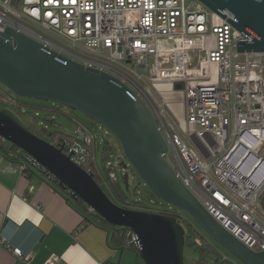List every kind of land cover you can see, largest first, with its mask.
Masks as SVG:
<instances>
[{"label":"built area","instance_id":"obj_1","mask_svg":"<svg viewBox=\"0 0 264 264\" xmlns=\"http://www.w3.org/2000/svg\"><path fill=\"white\" fill-rule=\"evenodd\" d=\"M209 11L198 0H0V31L15 30L131 88L153 115L167 146L162 155L177 178L227 232L264 253V217L257 214L264 198V53L241 52L253 33H241ZM177 94L184 113L180 130L190 145L171 120ZM0 102L22 111L11 93L0 92ZM103 132L105 139L109 132ZM51 144H64L72 162L104 179L96 130L77 123L69 139ZM17 156L45 172L23 151ZM116 160L126 162L124 156ZM117 162L107 169L116 182ZM124 206L175 216L155 205ZM129 236L126 246L139 253L138 237ZM193 241L204 245L197 235ZM13 254L31 261L19 249ZM204 264L238 263L217 251L216 260Z\"/></svg>","mask_w":264,"mask_h":264},{"label":"water","instance_id":"obj_2","mask_svg":"<svg viewBox=\"0 0 264 264\" xmlns=\"http://www.w3.org/2000/svg\"><path fill=\"white\" fill-rule=\"evenodd\" d=\"M198 1L237 31L253 33V43L240 44L241 52L264 53V0ZM0 85L16 97L65 106L99 123L118 138L126 161L161 202L189 215L239 263L264 264V253L252 251L227 232L177 178L162 155L167 146L153 115L126 84L7 29L0 31ZM0 139L27 154L62 190L107 223L130 229L139 239L145 264H186V230L176 216L115 204L92 175L64 154V144L54 146L40 138L8 109L0 110ZM128 163L120 164L123 171ZM122 181L130 192L128 173Z\"/></svg>","mask_w":264,"mask_h":264},{"label":"crops","instance_id":"obj_3","mask_svg":"<svg viewBox=\"0 0 264 264\" xmlns=\"http://www.w3.org/2000/svg\"><path fill=\"white\" fill-rule=\"evenodd\" d=\"M13 147L0 139V264H46L53 256L56 264H133L125 245H114L112 231L86 204L76 205L49 176L15 157ZM14 249L30 263L16 258Z\"/></svg>","mask_w":264,"mask_h":264},{"label":"rangeland","instance_id":"obj_4","mask_svg":"<svg viewBox=\"0 0 264 264\" xmlns=\"http://www.w3.org/2000/svg\"><path fill=\"white\" fill-rule=\"evenodd\" d=\"M195 0H186L187 5ZM211 14L212 11H209ZM235 37L239 38V32L235 33ZM240 62H244V58L239 59ZM0 91L3 93H10L4 86L0 85ZM181 95L177 94L175 99L173 100V115L171 116L172 122L178 128L180 135L183 139L190 145L187 140V136L182 132L181 127L183 126L184 121V113L183 108L180 105ZM17 100L20 103L25 104L23 107L18 108L13 103H1L0 102V110L8 109L12 113L17 114L20 120L34 133L39 132L42 128H46L49 133L57 134L60 136V139H65L62 137L70 136L75 131L77 127V123L83 124L86 127L96 130L100 134V145L97 149V162L100 172L104 179L100 177L97 178L98 183L102 186L105 193L108 197L117 205L124 208L125 201H121L116 194V192L109 187L108 173L107 169L109 168L108 162L115 164L117 162V158H121L124 156L123 148L121 142L118 140L114 134L108 131L106 128L101 126L99 123L93 121L89 117L69 109L65 106H61L58 104H53L52 102L40 101L35 99H27L17 97ZM52 120L55 121L54 124L50 123ZM109 132V135L104 139L102 138L103 130ZM45 141H50V138H42ZM9 144V143H8ZM107 152L108 158L105 159L104 152ZM111 156V157H110ZM126 161V159H125ZM128 163V160L126 161ZM116 171L118 173V177L120 178V189L124 193L127 204L132 203L135 199L142 200L148 204V206L155 205L161 209L169 211L171 214L178 216L180 219L181 225L186 230V235L191 234V232L196 231L198 237L202 238L204 243V247H200L193 240L192 244L187 243L184 249V259L187 264H199L201 261H205L204 263H210L217 258V251L225 253L229 257L233 258L230 254H228L225 250H223L220 246H218L208 235H206L191 219L189 215L186 213L169 206L163 202H161L146 186L143 182L139 174L134 170V168L129 164L126 171H123L120 168V164L122 162H117ZM128 173L129 175V184H130V192H127L122 181V176ZM107 181V183H106ZM118 181V180H117ZM115 182V181H114ZM135 191V193H134ZM146 204V205H147ZM160 204L162 206H160ZM257 214L259 217H264V198L259 203ZM194 238V235L193 237ZM127 253L131 255V259L133 264H145L143 260L140 258L139 253L133 249H128ZM137 261L135 263V261ZM236 260L235 258H233ZM237 261V260H236ZM241 264V263H240Z\"/></svg>","mask_w":264,"mask_h":264},{"label":"trees","instance_id":"obj_5","mask_svg":"<svg viewBox=\"0 0 264 264\" xmlns=\"http://www.w3.org/2000/svg\"><path fill=\"white\" fill-rule=\"evenodd\" d=\"M21 105L22 106H24L25 104H23V103H21ZM26 106V105H25ZM50 123H52V124H54L55 123V121L54 120H52ZM37 136H39L40 138H48V137H50L51 138V141L52 140H54V139H60L61 137L60 136H58L57 134H53V133H49L47 130H46V128H42L39 132H37V133H35ZM49 135H51V136H49ZM71 136V135H70ZM70 136H66V137H62V138H65V139H69L70 138ZM61 140V139H60ZM13 150H18V148H16V147H13ZM104 155L106 156L105 157V159H107L108 158V154H107V152L105 151L104 152ZM32 166H34L33 164H32ZM35 168H37L36 166H34ZM39 171H41L39 168H37ZM30 171V170H29ZM28 170H27V172H29ZM44 175H46V176H48V173H46V172H43V171H41ZM107 173H108V170H107ZM51 178V180L53 181V183H55L56 184V186H58L59 187V183L54 179V178H52V177H50ZM95 180L97 181V178H95ZM109 180V187L113 190V192L115 191L116 192V194L115 195H117V197L122 201H125L126 203L124 204V205H126L127 204V200H126V197H125V195H124V193L121 191V189H120V180L119 181H113V180H110V179H108ZM98 182V181H97ZM100 185V184H99ZM101 186V185H100ZM101 188H102V186H101ZM103 189V188H102ZM133 204H135V205H146L147 203H145L144 201H142V200H134L133 202H132ZM131 203V204H132ZM75 204L76 205H78V206H84L85 208H87L86 207V205L81 201V200H77L76 202H75ZM92 215H93V217H94V219L101 225V226H104V227H106V228H108V229H110L111 231H112V239H113V243H114V245H116V246H124V248H123V250H128V249H133V250H135L134 248H132V247H127L126 246V244L128 243V241H129V238H130V233L132 232L130 229H124V228H118V227H114V226H112V225H110L109 223H107L105 220H103L101 217H99L96 213H92ZM178 222L180 223V218L178 217ZM193 235H197L198 236V234L196 233V231H193V232H191V234H189V235H186V243H185V245L187 244V243H189V244H192L191 243V241L193 240ZM200 238V237H199ZM200 240H202V238H200ZM203 242V241H202ZM127 247V248H126ZM200 247H204V245L202 244V245H200ZM136 251V250H135ZM225 254V253H224ZM233 259V258H232ZM234 260V259H233ZM236 261V260H235ZM204 262L205 261H201L199 264H204ZM238 264H240L238 261H236ZM186 263V262H185ZM187 264V263H186Z\"/></svg>","mask_w":264,"mask_h":264},{"label":"flooded vegetation","instance_id":"obj_6","mask_svg":"<svg viewBox=\"0 0 264 264\" xmlns=\"http://www.w3.org/2000/svg\"><path fill=\"white\" fill-rule=\"evenodd\" d=\"M1 92V91H0ZM50 138V137H49ZM48 142H51V138H50V141H48ZM181 219V218H180Z\"/></svg>","mask_w":264,"mask_h":264}]
</instances>
